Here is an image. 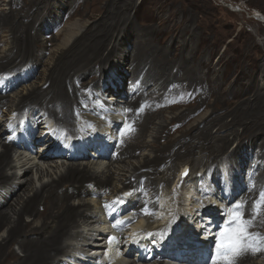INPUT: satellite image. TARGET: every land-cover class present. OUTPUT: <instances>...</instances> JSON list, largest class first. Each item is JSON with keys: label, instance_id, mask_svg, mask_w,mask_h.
<instances>
[{"label": "bare ground", "instance_id": "6f19581e", "mask_svg": "<svg viewBox=\"0 0 264 264\" xmlns=\"http://www.w3.org/2000/svg\"><path fill=\"white\" fill-rule=\"evenodd\" d=\"M40 1L10 0L9 4L13 9L7 15L23 17L19 21L14 19V24L19 27L23 26V30L32 35L31 29L34 31L33 20L36 21V15L40 13L36 11ZM42 1L47 2V0ZM109 2L106 3L107 5H100L105 10L101 21L97 25L87 28L70 46L64 47L61 56L57 60L55 59L57 62L63 60L64 63L58 62V64L61 70H65L64 76L55 62L46 82L43 85H38L28 94L22 95L18 102V110H16L18 114L22 111L31 113L39 111L37 112L39 113V119L37 114V119L30 115L29 117L36 127L43 123L42 125L47 129V131L42 129L41 132L38 130L36 133L42 138L34 143L35 146L41 144L40 147L46 146V149L37 152L35 157L43 161L48 160L47 162L57 161L60 157H72L75 163H66L67 167L60 171L56 180L54 178L48 180L38 188L37 185H33V178H28V172L31 173L35 166L32 162L29 164V159L23 161L25 163L20 166V168H28V171L24 170L21 174L17 170L13 173L8 172L13 167L15 169L18 167L12 163V150L17 152L14 150L17 138H15V143L14 138L2 142L4 128H0V143L2 145L0 150V191L3 194V199H0V231L4 227L8 229V234L0 240V264H59L62 261V254L65 256L69 252L67 249L69 245H65L64 239L80 231H76L80 227V221L91 222V224L100 223L101 216L97 217L98 213L91 210L92 202H87L84 197L90 193L89 183L91 182L95 183L98 190L108 187L114 178L112 169H103V177L100 178L96 175V172L99 171L98 168L94 169L89 165V162L82 163V161L80 163L79 160L82 157L79 152L76 156L75 153L68 155L69 152L65 156H55V153H57V137L52 131H48L54 119L57 125L65 127L76 134L77 127L85 128V121H82L85 114L88 112L97 113L99 110L103 111L102 103L107 111V103L101 102L102 100L98 102L99 98H96L99 97L96 88L100 83L99 81L102 80L108 62L118 54H123V57H119L120 59L123 58L129 71L131 70V78L138 80V85L135 86L136 89H130V92L127 91V99L124 101L129 109L128 118L133 122L134 128L127 134V140L122 141L117 154H110V150L104 154L105 143L103 142V147L98 151L99 160L95 161L96 164H101L103 162L101 160L108 157L118 163L119 161H126L129 157L137 156L147 146L145 137L149 129H152L155 131V139L150 145L154 147L152 148L154 156L145 157L143 163L138 168H134V174L125 180V187L137 186L142 189L143 186L155 188L157 184L167 186L174 174V170H170L171 167L167 165L175 167L178 159L190 157L189 147L193 151L199 149V152L201 150V152L206 153L204 156L207 161L206 171L208 175H214L215 177L219 175L221 177L217 157L224 154L231 161H235L233 162L235 164L241 158V161L248 164V171L251 169L254 171L255 182L257 181L261 188L264 187V85L261 86L259 83L261 80L264 81V56L257 57V62L252 61L257 66L254 70L255 73H251L252 80L237 82V88L229 87L230 95H237L238 97L233 101L230 100L229 103L223 102V97L226 96L219 94V92H225L223 89L225 78L220 77L218 68L209 63V60L206 56H203L204 54L199 49H191V45L195 43L196 30L192 28L191 16L184 9L185 7L181 11L178 9L172 10L167 17L160 19V28L159 31H156L135 25L134 18L132 19L130 13L126 12L128 7L125 8V5H133L132 2L129 4L122 0H109ZM164 2L168 3L167 0ZM169 3H171V0ZM47 12L42 13L41 18ZM175 13H180L181 17L177 18ZM28 20H31V25H27ZM174 22H176V28L167 30V28L173 26ZM174 31L178 32L174 33ZM160 32H162L159 35L161 39L159 43H155V39L158 37L156 35ZM27 34L22 35L20 44L16 43L15 49L11 51L10 55H4L0 58V71L8 69L12 63H16L13 68H17L24 61L36 56V51L41 53L46 49L44 44L38 43L36 38ZM210 34L211 32L207 30L201 31L200 39L202 40L203 35L210 38ZM127 41L129 44H133L131 51L123 48V44ZM167 41L170 42L167 44ZM200 43L202 47L205 45L202 44V41ZM249 46L251 48L256 47L261 52L264 44L258 45L252 41ZM247 53L248 49H245L246 58ZM63 58H67L69 63L64 61ZM246 67L249 68V63ZM5 96L0 95L1 106L7 105ZM118 100H120V97ZM209 106L212 108L211 113L194 122L193 119L196 114L198 115L200 111ZM235 108L237 111H233ZM168 109L178 111L175 112L168 124H163L164 113ZM48 117L52 119L51 122L47 119ZM229 117H232L230 122L228 121ZM45 119L46 121H44ZM157 120H162V122H157ZM120 121L119 116L114 118V121L110 123L111 129L114 130L118 127ZM236 125L241 126L243 131L239 132L235 127ZM215 126H217V129L214 132L213 127ZM229 126H233L231 130L220 133L219 130L226 129ZM233 134H235L238 142L236 147L230 151V135ZM108 142L115 144L112 137ZM78 144L80 145L78 151H84L86 154L84 158L88 155L91 156L90 146H96L93 143ZM255 145L254 152L251 150L250 154V147L253 148ZM23 146H25L24 143ZM246 147H249V152L244 149ZM25 148L30 149L31 145L29 144ZM61 150L63 152L68 150L66 144L63 145ZM255 155L257 156L256 159L259 158L262 161L261 163L254 161L253 156ZM161 165L164 167L158 172ZM38 168L41 173L44 172L40 166L37 167V172L39 171ZM17 179L21 181H17ZM221 179L222 186L224 184L223 177ZM250 182L247 185L248 192H243L249 198V206L253 205L260 194L257 187L256 189L252 187L254 182ZM227 186H231V184L228 183ZM245 189L230 190L225 195L227 205L235 202ZM215 192L221 194V191L220 193ZM154 193L156 194V192ZM189 193H192V190ZM193 195H187V204L190 206L196 205V201L193 202ZM76 198L81 199V201L74 203L73 199ZM148 201L145 197L141 198L137 209L140 212L147 209V212L154 213L158 206L156 202L149 203ZM214 206L211 210L199 209V212L189 207L188 216H182L184 219H182L179 226L182 228L194 224L198 220V226L205 228L203 225L206 222L204 218L208 217L207 221L211 222L213 218L225 216L221 212L223 208L220 207V204L216 205L217 209H214ZM105 211L106 209L101 212ZM246 211L251 217L253 211ZM181 212L185 213V211ZM201 212H204L202 217H200ZM124 213V209L119 207L110 214L108 221L115 219L121 221L120 218ZM157 214H160V212ZM25 215L32 216L33 220L31 222L26 221ZM189 216H191V221ZM162 217L166 218L167 213L163 214ZM139 220L135 226L129 227V231H127L128 233L131 232L127 236L138 237L137 232L140 227H143V220L140 218ZM115 221L117 222V220ZM192 221L194 223H191ZM155 222L157 224H151L149 229H154L155 226L162 228L160 220L157 219ZM105 223L106 221L104 222V219H102L103 226L109 224ZM127 224L128 221L121 223L119 226L123 227ZM207 226L208 228L212 227L211 223H207ZM101 230L103 231V229L97 230L98 233L102 234ZM251 232L260 233L261 236H264V209L260 211ZM98 233L96 235L100 237ZM114 241L111 245L115 244ZM128 241L130 246L135 244V239L130 238ZM145 241L143 240V243L134 246L137 249L135 256L137 261L140 263L152 257L158 260L161 259V262L153 264H167L166 259L171 257V254L154 253L152 256L149 255L148 258V254L143 249ZM15 243H19V248L23 252L22 256L13 248ZM141 249L142 252H140ZM108 253L110 254L111 263H122L126 258L125 256H123L125 258L116 256L111 250H108ZM177 254L180 255V253ZM73 256L75 257V255ZM78 257L75 260L80 261L81 257ZM257 258H261L262 261H256ZM96 259L97 257L90 264L95 263ZM86 262L89 264V261ZM248 262L264 264V250L255 253L249 251L241 256L236 264H248ZM107 263L110 264V262ZM129 263L137 264L135 260Z\"/></svg>", "mask_w": 264, "mask_h": 264}, {"label": "rangeland", "instance_id": "374dc122", "mask_svg": "<svg viewBox=\"0 0 264 264\" xmlns=\"http://www.w3.org/2000/svg\"><path fill=\"white\" fill-rule=\"evenodd\" d=\"M10 0H0V58L4 55H10L12 50L15 49L16 43L20 44V39L22 38L23 34H27L25 30H23V26L19 27L14 24V19L22 20L23 17L20 16H8L9 12L13 9L12 6L9 4ZM123 2L126 1L127 4L133 3L130 6L125 5V8L128 7L126 12L130 13L135 25L140 26L142 28H151L153 30L159 31L160 28L159 22L160 19H164L171 13L172 10H182L184 8L187 10V13L191 16V24L193 25L192 28L196 30V38L194 45H191L192 50H200L206 58L209 60V63L216 66L219 71L220 77H224V90L225 92H219V94H223L226 97H223V102L229 103L230 100L236 99L237 95H230L229 87L237 88V82H242V80H252V74L254 70H256V64H253L252 61H256L257 57L260 55L264 56V47L263 50L260 52L256 47H250L252 41L257 43L258 45L264 44V0H167L168 3H165L166 0H122ZM100 2V3H98ZM109 0H47V2H43L42 0L38 3L37 10L40 13L36 18V21L33 20L34 25V32L32 29V35L29 33L27 35L36 38L38 43H42L45 46V50L43 52L36 51V56H33L31 59L24 61L21 66L17 68H13L16 66V63H12L10 67L4 71H0V95H6L7 98V105L1 106L0 105V128L3 129L4 137L1 139L2 142H5L8 139L14 138L13 137L16 133L20 137L17 141L15 146L17 152H13L12 150V163L17 165L19 168L23 165L25 160H28L31 164H34V168L31 173L28 172L29 177L33 178L34 182L33 185H37L38 188L41 187L42 183L48 182V180H52L53 178L56 180L59 177L60 171H63L69 162H74L72 157H60L57 161H43L40 160L38 157H35L37 152L46 149L45 147H40L39 145H33L37 143L36 139L40 141L42 137L39 134H36L37 131L41 132L43 128V123L39 124L37 127L34 125L33 121L29 117L38 118L37 112L34 113L28 111H22V113L18 114L16 110L18 107V102L22 95L28 94L34 88L38 87V85H43L48 77L50 76L51 67L55 64L58 65V69L60 72L62 71V75L64 76L65 70H61L59 63H64L61 59L60 61H56L58 57L61 56V52L64 47L67 45L70 46L79 35L84 33L87 28L97 25L104 16L105 10L100 7L101 4H106ZM110 3V2H109ZM97 4V5H96ZM175 4V5H174ZM198 4V5H197ZM107 5V4H106ZM165 6V7H163ZM162 7V8H161ZM175 8V9H174ZM180 8V9H179ZM163 9V10H162ZM165 9V10H164ZM48 11L43 18L42 13ZM160 11V12H159ZM4 12V13H3ZM8 14V15H7ZM177 18L181 17L180 13H175ZM39 18V19H38ZM41 18V19H40ZM42 23V24H41ZM176 22H174L175 24ZM167 28H176V24ZM27 25H31V20L27 21ZM41 27V29H40ZM39 29V30H38ZM164 30V29H163ZM209 31L211 32L210 38L206 35L202 36V40L200 39L201 31ZM15 31V32H14ZM26 32V33H25ZM178 31H174L176 33ZM162 32L158 33V36L155 39V43H159L161 36H159ZM34 35V36H33ZM50 39V40H49ZM205 44L203 47L201 45ZM170 41H167V44ZM194 46V47H193ZM123 48L127 51H131L133 48L132 43L123 44ZM206 48V50H205ZM245 49H248L247 58L245 57ZM119 56L123 57V54H118V56H114L110 59L106 66V70L103 73H106L108 66L111 65L112 67V79H116L120 86L118 87V92L122 95H118L120 100H118V106L115 105L114 110L108 113L104 104L102 103L104 110L97 112V113H90L88 112L82 117V121H85V128L77 127V133L79 134V139H87L89 141H95L96 144L101 142H106V140H96L95 138L98 135H103L104 137L107 136V140L112 137L115 141V145H110V154L114 155L118 153L119 147L122 141L127 140V134L133 130L134 125L131 120L128 118L129 109L125 105L124 101L127 99V91L136 89V84L138 85L137 79H132L130 75L129 68L123 58L120 59ZM251 56V57H250ZM246 58V59H245ZM56 59V60H55ZM64 61L69 63L67 58H63ZM66 59V60H65ZM246 61V62H245ZM15 62V61H14ZM17 62V61H16ZM257 62V61H256ZM247 63H249V68L246 67ZM116 66V68H115ZM214 66H212L214 68ZM50 70V71H49ZM255 73V72H254ZM49 74V75H48ZM102 77V80H103ZM101 81V80H100ZM99 81V82H100ZM137 81V82H136ZM260 85H264V81L261 80ZM133 88V89H132ZM111 91V88H110ZM130 92V91H129ZM98 98V97H96ZM125 98V99H124ZM123 99V100H122ZM112 100V99H111ZM101 101L98 99V102ZM107 103L106 101H101ZM57 104V103H56ZM105 111V112H104ZM178 110H170L168 109L165 112V118H163V124H168L171 118ZM212 111V108L209 106L202 111L196 114L195 118L193 119L194 122L201 120L206 115L208 116ZM233 111H237V109H233ZM120 117L121 121L118 127L111 131V122L114 121V118ZM36 118V119H37ZM50 118V117H49ZM39 119V118H38ZM232 117H229V122L231 121ZM50 120H52L50 118ZM40 122V121H39ZM44 122V121H43ZM157 122H162V120H157ZM119 123V122H118ZM52 125L56 124L54 119L52 120ZM57 125V124H56ZM59 126V125H57ZM19 127L21 130H19ZM45 127V126H44ZM60 128L67 129L65 127L59 126ZM233 126H229L226 129L219 130L220 133H224L227 130H231ZM239 132L243 131L241 126H235ZM41 129V130H40ZM217 126L213 127V131L215 132ZM8 130V131H7ZM98 130L102 131L103 134H98ZM149 129L145 140L147 141V146L140 151V153L135 157H129L126 161H119L118 163L114 162L111 158H106L101 161V164H96V154L94 148L92 147L89 149L91 151V157L88 155L84 158L85 152L84 151H76L75 156L80 153L82 157L79 161L80 163H87L91 165L94 169L98 168L99 171L96 172L97 177H103L102 170L105 168L112 169L114 178L112 183L108 185V187H104L101 190L96 188L95 183H89V188L91 189L84 199L87 202H92L91 210L98 213L97 217L101 216L104 219L105 224L111 223L112 221H108L109 216L112 212H115L119 207L124 209V215L120 218L123 221V218L126 219V215L128 213V218L124 221L128 224L126 226L120 227L121 224H116L117 229L120 230L119 234L111 228L109 230L108 224L106 226L102 225V219L100 223L96 222L91 224V222L80 221V227L77 230L78 233L67 237L64 239L65 245L68 244V254L65 256L62 254L61 256V263L59 264H87L86 261H89V264L96 258L94 255L100 256L101 251L99 247L91 245H99L103 241L107 242L110 237H115V240H121L120 236L126 239L127 243L121 245L123 248L127 244V248L124 250L125 260L122 263H114V264H130L135 260L137 264H153L161 262V259L157 258H149V252H145L148 254V260H144L142 262H138L137 258H135L137 249H135L137 238H132L131 236H127L130 234L129 227L132 228L135 226L140 219L143 220V227L139 228V232L143 229H149L151 224H157L155 220H160V222L165 224L168 221H179L181 222L182 216H186L189 213V209L193 208L197 212H199L198 207L202 205H207L214 201V190L219 192L222 191L224 184H222V179L224 180L223 176V168L227 169L233 178L235 185L242 189L246 188L243 192L247 191V185L249 182L253 181L252 187L254 189L260 191H264V187L261 188L260 184L255 182L254 171L251 169L248 171V164L241 161L242 159L239 158L237 164L233 163L235 161H231L228 159L226 155L222 154L217 157V165L220 171V176L207 174L206 171V158L204 155L206 153L199 152V149L193 151L192 148L189 147L190 157H184L182 159H178L176 162L175 167L167 165L171 167L170 170H174V174L171 178V181L165 186L164 184H157L155 188L150 186L144 187L139 189L140 187H125L124 183L125 180L133 175L134 168L139 167L141 163H143L145 157L147 156H154V150L152 142H154V135L155 131ZM7 131V133H5ZM67 131H69L67 129ZM15 132V133H14ZM157 132V130H156ZM33 133V135H32ZM71 134H75L70 132ZM36 134V135H35ZM32 135V136H31ZM33 143V138L36 137ZM59 137V136H58ZM80 141V140H78ZM231 144L229 146V150L232 151L237 145V138H235V134L230 135ZM26 142V143H25ZM28 144L31 145L30 149H25L23 146ZM28 143V144H27ZM57 145V143H56ZM65 143H60V148L62 149ZM78 148L80 147L79 144ZM186 145V144H185ZM36 147V148H35ZM254 148V149H253ZM251 148L250 147V154L251 150L254 152L256 145ZM2 149V145L0 143V150ZM93 149V150H92ZM108 149V147H107ZM105 150L109 152V150ZM249 152V147H246ZM79 150V149H78ZM74 152V146L71 149ZM93 151V152H92ZM112 151V152H111ZM211 151V149H210ZM208 152V151H207ZM84 153V154H83ZM193 153V154H192ZM209 154V153H208ZM57 153H55V156ZM255 157V158H254ZM256 155L253 156L255 162H262L259 158L256 159ZM89 158V159H88ZM238 159V158H237ZM236 159V160H237ZM31 160V161H30ZM36 160V161H35ZM68 160V161H67ZM99 160V159H97ZM257 160V161H256ZM259 160V161H258ZM67 161V162H66ZM78 163V161H76ZM114 164L112 165V163ZM67 163V164H66ZM99 163V162H98ZM65 165V166H64ZM120 165V166H119ZM124 165V166H123ZM28 166V165H27ZM26 166V167H27ZM42 168L44 172L41 173L40 169L37 172V167ZM123 166V167H121ZM222 166V167H221ZM16 169L13 167L12 169L8 170L9 173H13L15 170L18 173H22L24 170L28 168H18ZM163 165L158 168V172L163 169ZM28 171V170H27ZM40 172V173H39ZM186 172V174H185ZM101 173V174H100ZM163 175V174H162ZM161 175V176H162ZM43 176V177H42ZM21 181L17 179V181ZM248 181V182H247ZM250 182V183H251ZM148 181L146 182V184ZM231 188V186H227ZM253 189V188H252ZM192 190V193H189ZM156 192V194L154 193ZM248 192V191H247ZM32 193V192H31ZM125 193H131V195H125ZM211 193V194H210ZM147 194V195H146ZM193 195V202L196 201V205H188L187 195ZM206 194H210L206 195ZM247 194V193H246ZM2 193L0 191V199L2 200ZM146 195V196H145ZM260 195V194H259ZM255 199V201L259 198ZM152 196H154L152 198ZM225 196V195H223ZM145 197L146 200H149V203L157 204V208L155 209L154 213L140 212L137 209L138 203L140 202L141 198ZM89 199V200H88ZM186 199V200H184ZM212 199V200H211ZM226 196L223 199L217 198L218 202L215 204L214 209H217L216 205L220 204L221 208H225V211H221L223 214L226 215L230 214L229 209L233 208V206L239 202L244 203L243 215L245 219L250 218L248 211H253V205L249 206V198L246 197L245 193L241 194L238 199L227 205ZM248 199V200H247ZM74 203H78L81 199H73ZM122 201V202H121ZM162 201V202H161ZM254 201V202H255ZM100 204H99V203ZM168 202V203H167ZM186 204V205H185ZM233 204V205H231ZM108 205L109 207H106ZM167 206V207H166ZM185 207V208H183ZM190 207V208H189ZM101 208V209H100ZM105 212H101L102 210ZM181 211H185L182 213ZM160 214H157L159 213ZM205 212V211H204ZM204 212H201L200 217L204 216ZM138 213V214H137ZM167 213V217H162L163 214ZM157 214V215H156ZM162 214V215H161ZM169 214V215H168ZM188 216V215H187ZM97 217H95L97 219ZM190 221H191V216ZM25 220L31 222L33 220L32 216L25 215ZM94 218V220H95ZM137 219V220H136ZM206 222L203 223L205 228H208L207 223H211L207 218H204ZM35 221V220H34ZM119 221V220H117ZM198 221V220H197ZM197 221L194 223L193 221L191 224L194 228L198 230H204L205 228H201L198 226ZM39 222V221H36ZM36 224V223H35ZM112 226V225H111ZM104 227V228H103ZM114 227V226H113ZM94 229V230H93ZM101 230V233H98L97 230ZM159 230L158 226H155L154 229H149L150 233L152 232L154 235L149 241L156 239L155 236L158 235L155 233L154 230ZM252 227L249 229L251 232ZM108 232H107V231ZM122 230V231H121ZM128 230V231H127ZM82 231V232H81ZM112 231V232H111ZM123 232V233H122ZM93 233V234H92ZM99 234L100 237H98ZM109 233V234H106ZM128 233V234H127ZM147 233V232H146ZM8 234V229L4 227L2 231H0V240L4 238ZM86 234V235H85ZM90 234V235H89ZM95 234V235H94ZM79 235V236H78ZM30 236V235H29ZM79 237V238H78ZM135 239V244L130 246L129 241L130 238ZM145 237V236H144ZM142 238V240L138 243H143V240L146 238ZM93 238V239H92ZM114 241V240H113ZM111 241V243L113 242ZM115 242V241H114ZM146 243L143 247L145 248ZM15 251L22 256L23 252L19 248V243H15L13 245ZM73 248V249H72ZM84 248V250H83ZM129 248V249H128ZM91 249L94 251L91 252ZM97 251V252H96ZM110 251V250H109ZM123 253V252H122ZM135 254V255H134ZM70 255V256H69ZM75 255V257L73 256ZM80 256V261L75 260L76 257ZM79 258V257H78ZM84 259V260H83ZM156 259V260H155ZM153 260V261H152ZM260 260V261H259ZM256 261L261 262V258H257ZM112 263V264H113ZM16 264V263H14ZM96 264V263H93ZM111 264V263H110ZM214 264V263H213ZM248 264H252L248 262Z\"/></svg>", "mask_w": 264, "mask_h": 264}, {"label": "snow or ice", "instance_id": "6c2138e0", "mask_svg": "<svg viewBox=\"0 0 264 264\" xmlns=\"http://www.w3.org/2000/svg\"><path fill=\"white\" fill-rule=\"evenodd\" d=\"M125 195H131V193H125ZM106 207L109 206L106 205ZM243 209L244 203L239 202L228 210L230 213L229 220L226 221L216 239L214 264H236L237 260L247 252L255 253L264 250V236L249 231L260 211L264 209V191L253 203V212L250 218H244ZM144 211L147 212V209ZM117 223L120 224L123 221H117ZM113 240L115 237L109 238V242Z\"/></svg>", "mask_w": 264, "mask_h": 264}, {"label": "clouds", "instance_id": "9594fccd", "mask_svg": "<svg viewBox=\"0 0 264 264\" xmlns=\"http://www.w3.org/2000/svg\"><path fill=\"white\" fill-rule=\"evenodd\" d=\"M262 19H264V17L262 18ZM111 65H109L108 66V68L110 67ZM108 70V69H107ZM107 72V71H106ZM104 78V77H103ZM115 145V144H114ZM97 160V159H96ZM222 167V166H221ZM223 176H224V186H223V189L222 190H224L225 191V194L224 195H226V194H228L229 192H230V190H233V191H238V190H241V189H239L236 185H235V183H234V181H233V178H232V175H231V173L225 168H223ZM228 183H230L231 184V188H228L227 187V184ZM222 192V191H221ZM214 193H216L215 192V190H214V192H213V195H214V199H217V197H216V195L214 194ZM211 194V193H210ZM210 194H209V196H210ZM206 195H208V194H206ZM218 196V198L219 199H223V195L222 194H218L217 195ZM225 200V199H224ZM226 201V200H225ZM227 203V202H226ZM236 203V202H235ZM235 203H233V204H235ZM211 203H209V204H207L206 206H208V205H210ZM233 204H231V205H233ZM223 210L225 211V208H223ZM127 215H128V213H127ZM126 215V217L128 218V216ZM226 215V214H225ZM227 216H230V214H228ZM180 224V223H179ZM179 224H177V225H179ZM170 226V223L169 222H166L165 224H163L162 225V228H159V230H154L155 231V233H159V231H161V230H163L166 226ZM186 227V226H185ZM189 228V227H188ZM149 229H143L140 233H138V237H140V236H142V235H146V236H149V237H152V235H154L152 232L150 233V231H148ZM147 232V233H146ZM156 237V236H155Z\"/></svg>", "mask_w": 264, "mask_h": 264}]
</instances>
